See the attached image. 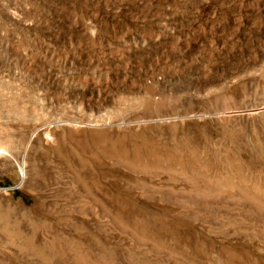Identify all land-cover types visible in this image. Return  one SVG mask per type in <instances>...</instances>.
Segmentation results:
<instances>
[{"label":"rangeland","instance_id":"374dc122","mask_svg":"<svg viewBox=\"0 0 264 264\" xmlns=\"http://www.w3.org/2000/svg\"><path fill=\"white\" fill-rule=\"evenodd\" d=\"M0 131V264H264V0H0Z\"/></svg>","mask_w":264,"mask_h":264},{"label":"bare ground","instance_id":"6f19581e","mask_svg":"<svg viewBox=\"0 0 264 264\" xmlns=\"http://www.w3.org/2000/svg\"><path fill=\"white\" fill-rule=\"evenodd\" d=\"M3 133H4L3 131H0V156H2L3 154L4 155L10 154L9 149L7 147V142L5 140V137H2ZM12 138H13V136H12ZM30 141H31V139H30ZM30 141H29V143H30ZM8 143H9V141H8ZM23 163H25V162H23ZM21 179H22V181L25 179L24 167L21 168ZM257 240H258V245H259L260 250L264 253V227L260 228L259 231L257 232Z\"/></svg>","mask_w":264,"mask_h":264}]
</instances>
